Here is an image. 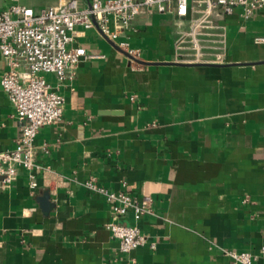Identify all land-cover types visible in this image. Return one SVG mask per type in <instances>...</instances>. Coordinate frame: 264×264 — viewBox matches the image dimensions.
Listing matches in <instances>:
<instances>
[{"label": "crops", "instance_id": "1", "mask_svg": "<svg viewBox=\"0 0 264 264\" xmlns=\"http://www.w3.org/2000/svg\"><path fill=\"white\" fill-rule=\"evenodd\" d=\"M66 1L0 0V10ZM258 36L264 7L249 17L239 7L207 17L204 0H189L186 16L175 3L170 12H145L115 41L78 26L73 45L102 56L84 58L73 79L45 74L65 97L64 114L36 138L38 187L23 168L10 186L0 174V264H231L224 249L264 264ZM7 68L0 55V80ZM23 123L0 83L1 150L16 146ZM90 179L153 198L152 213L122 220L137 224L148 244L121 252L106 227L113 203L86 186ZM46 191L48 214L39 202Z\"/></svg>", "mask_w": 264, "mask_h": 264}, {"label": "built area", "instance_id": "2", "mask_svg": "<svg viewBox=\"0 0 264 264\" xmlns=\"http://www.w3.org/2000/svg\"><path fill=\"white\" fill-rule=\"evenodd\" d=\"M172 3L176 4L178 15L188 14L189 0H92L86 8L81 7L80 0H67L59 6L41 9L14 4L0 10V55L8 67L0 83L16 115L24 120L16 146L0 149V174L4 186H10L23 168L29 173L32 188L38 187L34 173L37 167L35 141L42 127L62 120L65 105V97L52 88L45 74H54L60 82L73 79L84 58L102 56L88 54L85 47L73 45L76 28H97L115 41L139 15L170 12ZM204 6L207 17L218 9L232 13L237 7L249 17L264 7V0H204ZM197 30L196 26L194 39ZM256 41L264 43V36L256 37ZM119 45L125 48L128 43ZM194 46L199 50L197 39ZM127 51L132 56L136 54L133 49ZM85 184L90 190L105 194L113 203L112 217L106 227L119 241L122 253L148 244V237L137 224L122 220L132 218L138 222L145 214L152 213L153 198L150 195L138 198L125 191H110L94 179ZM150 245L156 247L155 243ZM223 251L231 257V264H252V252Z\"/></svg>", "mask_w": 264, "mask_h": 264}, {"label": "water", "instance_id": "3", "mask_svg": "<svg viewBox=\"0 0 264 264\" xmlns=\"http://www.w3.org/2000/svg\"><path fill=\"white\" fill-rule=\"evenodd\" d=\"M128 55L133 58H136L132 56L130 53H128ZM1 180H3V176H1ZM39 202H40L41 208L43 209V212L48 214L51 211V208L53 207V204L51 203V200H50V193L46 191L44 195H42L39 198Z\"/></svg>", "mask_w": 264, "mask_h": 264}]
</instances>
